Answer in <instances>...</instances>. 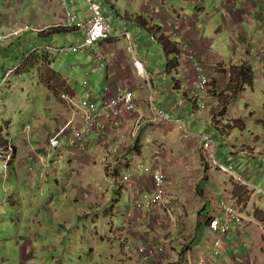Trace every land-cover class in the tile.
I'll use <instances>...</instances> for the list:
<instances>
[{
  "label": "crops",
  "instance_id": "1",
  "mask_svg": "<svg viewBox=\"0 0 264 264\" xmlns=\"http://www.w3.org/2000/svg\"><path fill=\"white\" fill-rule=\"evenodd\" d=\"M71 1L66 0V7L63 0H0L1 34L7 33L15 23L45 30L28 31L0 44V83L9 67L23 62L22 70L8 81L5 89L16 78L20 81L22 76L30 75L37 79L39 89L34 90L41 95L37 101L31 95L26 98L24 117L17 109L10 113L9 122L4 123L9 100L4 89L0 93V184H8L13 192L1 199L0 206L11 199L9 217L14 220L18 239L15 248L9 247L4 257L7 235L3 237L0 232V264H9L13 259L17 262L10 264H38L39 260L46 264L48 257L52 263L63 264L66 246L78 245L84 253L82 245L89 236L94 260L88 264H141L137 246L157 242L164 249L155 257L154 264H195L201 259L203 264H264V219L253 215L254 207L264 208V193L253 191L252 187L264 188V147L259 144V138H251V133L247 143L236 137L238 144L227 143L235 131L239 132V123L243 121L241 111L248 108L240 98L253 102L255 96L251 98L249 93L261 94L264 118V0H129L130 11L124 10L123 16L120 0H102L105 9L103 12L99 6L100 12L114 15L116 21L121 19L124 29L111 34L107 41H99L90 52L64 59L61 55L67 54L55 57L46 50L58 47L45 40L51 34L46 30L55 29L67 11L82 22L91 17L83 0ZM93 1L97 4L100 0ZM141 19L145 23H139ZM129 23L131 31L127 27ZM135 26L139 28L137 33ZM61 30L77 33L70 45L82 42L81 31ZM133 33L139 37H132ZM161 36L178 46L175 67L167 63L159 68L164 60L168 62L171 58L163 52ZM32 49L39 52L32 56ZM12 52H17V57ZM96 54L102 55L101 62ZM30 56L32 63L28 60ZM134 60L143 63L147 82L152 87L144 85L134 68ZM39 70L46 71L49 78L40 80ZM204 75L212 78L209 95H213L214 105L226 106L225 114L217 117L218 126L212 125L213 129L219 128L218 159L229 162L230 166L235 160L238 165L235 174L242 175L247 184L238 180L216 181L215 173L221 172L205 170L196 154L201 143L195 150H190L187 144L188 148L181 150L183 145L174 136L179 128L174 124L152 137L148 134L151 129L143 126L144 137L141 133L138 139L131 137L137 121L143 117L146 124L152 116L146 102L147 92L152 94L149 100L155 107L166 110L173 118L187 117L193 132L211 130L210 120L195 110L197 105L188 98L189 90ZM84 82L88 84L85 86ZM237 89L239 93L235 92ZM119 90L133 93L138 107L135 114L118 117L107 112L103 130L95 129L84 141L77 142L70 128L60 146L49 151L48 139L55 131L71 120L78 126L85 122L81 112L66 104L62 95L76 102H91L100 110ZM178 92L182 93L178 100L184 99L183 108L173 106ZM248 130L244 125L240 138ZM160 145L163 146L159 160L154 162ZM9 152L12 156L7 159ZM138 166L164 169L165 198L172 196L183 211L179 225L165 227L162 217L150 221V212L160 206L145 210L137 207L143 195L153 196L151 176L141 172ZM123 174L130 176L128 183L122 181ZM197 186L198 190L192 191ZM235 186L248 188L252 195L261 197L254 201L252 212L253 197L247 201L248 211L240 215ZM226 200L236 202L241 220L230 224L222 237L219 254L214 255L211 247L220 236L210 231L207 218L222 216V201ZM135 204L141 212L139 217L134 212ZM19 217L23 219L21 229ZM85 220L91 223V228ZM40 247L47 256L39 259ZM57 256L62 258L59 263L54 260Z\"/></svg>",
  "mask_w": 264,
  "mask_h": 264
},
{
  "label": "rangeland",
  "instance_id": "2",
  "mask_svg": "<svg viewBox=\"0 0 264 264\" xmlns=\"http://www.w3.org/2000/svg\"><path fill=\"white\" fill-rule=\"evenodd\" d=\"M63 1L65 2L66 7H68V3L66 2V0H63ZM101 3H102V0H100L99 2L97 1V4H99V6L102 7L103 12H104L105 7H103L101 5ZM119 5L122 8V10H121L122 16L125 13L124 10L126 11L128 9V11H130L129 7L131 6V3L129 2V0H120ZM69 13H71V11H69ZM102 15H104V14H102ZM63 16H64V13H63ZM105 20L109 24V27L111 29V34H113L115 32L119 33L124 29L123 28V21L121 19H119V21H116L114 15L113 16H107L106 15ZM127 25H128L127 26L128 30L131 31L130 28L132 27V24L129 23ZM135 30H136V33L139 32V28L137 26H135ZM46 31L50 32L51 34L49 36H47L45 38V40L48 41L50 44H52V46H58V47L71 46L70 44L73 43L72 41L75 39V35H77V33H68L69 31H65V30H61V29H57V30L50 29V30H46ZM42 32H38V33H42ZM24 33H26V32H24ZM136 33H133L132 37L138 38L139 35H137L136 37L134 36ZM33 35H34L33 37H36L35 34H33ZM134 38H133V41L135 43ZM30 52H31L30 54L32 55L35 52H39V51L32 49ZM163 52H164V50H163ZM6 53H8V52H6ZM12 54L17 57V52H12ZM50 54L55 55V57L57 55H59L57 52H51ZM72 54H74V53H70V54H67L64 56L61 55V57H63L65 59L68 55H69V57H72L73 56ZM164 54H165V52H164ZM158 55H160V54H158ZM32 56H30V58H28V60L31 63L34 61L31 59ZM140 63L142 65V68L145 69L143 66V63L142 62H140ZM167 63H168L167 60H164L163 63L160 64L161 66L159 68L165 67L167 65ZM19 64H21V67H22L23 62H21ZM133 65H134V62H133ZM9 68H11V67H9ZM134 68H135V66H134ZM20 70H22V69L20 68ZM56 70H58V69H56ZM40 71H41L39 73L41 76L40 80L45 81V79L49 78L47 76L46 71H43V70H40ZM136 72H137L138 76L141 79H143L144 85H146L147 87L148 86L152 87V85L149 82H147V79H149V78L146 75L140 76L137 69H136ZM36 80L37 79H32V77L30 75H25V76H22L20 78V81L17 80V78H16V80H13L9 89H5L6 86L3 87L4 91H6V93H7L6 98L9 100V102L7 103L8 104L7 105V111L8 112H7V114H5L3 116V118H4L3 122L4 123L9 122L10 117H11L10 113L15 112L17 109L21 110V115H23V117L27 114V110H26V106L24 105V101L26 100V98L29 95H31L32 98H36L33 101H37L40 99L41 95L34 90V89H39V84L37 83ZM87 84H88L87 82H84L85 86ZM107 89H109V88L107 87ZM22 90H24V91L22 92ZM51 90L55 91L56 89H51ZM148 90H150V89H148ZM193 90H194V88L189 90L188 98L190 99L191 102H193L197 105L198 108L195 107L196 108L195 110L201 112L200 114H202L205 119L210 120L211 126L213 125L215 128V126H218V123H219V120H217V117L222 116V111H221L220 106L214 105L213 95L212 96L209 95V97L207 96L205 98H202L204 105L201 107V101L196 102L192 99V91ZM211 90H212V88H211ZM181 94H182L181 92H178V94L174 96V98L175 99L177 98V100L175 101V104L173 106H177V108H183V106H184V103H183L184 99L180 98L178 100V97ZM145 96H146V102L149 104V114L151 113L152 116L146 124H145V121L143 120V117L137 121V123L135 124V128L131 132V137H132V134L135 131L136 127H138V130L136 132L135 137H132V139H136V138L138 139V137L140 136L139 134L142 132L143 126L146 127V130H148L149 128L151 129L148 131V134L149 135L151 134V137H152V136L159 135L161 129L166 130L170 125L174 124L179 128L178 134H174V136L177 140L176 142L179 145H183V147H181V150L184 148H188V146H190V150L191 149L195 150L196 148H199V142H200L201 148H199V150L196 151V154H199L200 160L203 161V166H204L205 170H208L210 168H212L213 170L218 169L219 172H221V174L219 173L217 175V173H215V177L217 178L216 181L221 182L224 179H226V180L231 182V180H234V181L237 180L234 178L233 175L230 174L232 172H227V171L221 170L217 167L211 166L210 162H209V161H211L209 158V155L207 156V154L202 149V145H203L202 137L207 133H212L214 136V140H215V146H217L216 159L218 160L220 150L218 149V145L216 144V142H217V139L219 138V134H218L219 128L218 129H211V130L208 128L209 131H206L204 133L193 132L194 128L193 129L189 128L191 125V122H189V127H188L187 117L186 118H184V117L173 118V117H171L170 113H168L166 110L159 109V108H157L151 104L149 97L152 96V94L147 92L145 94ZM253 96H255V98L253 99V102L252 101H246V99H244V98H240V101L242 103L245 102V105H248V108L242 109V106L240 107L242 109V111H241L242 115L240 114V117H241V120H243V121H240V123H239V127H240L239 132L235 131L234 134L227 140V143H231L233 145L238 144L237 139H240V141L243 143H247L248 137L250 136V133H251V138H253V140L254 139L257 140L259 138L260 139L259 144L264 147V118H263V113H262L263 112V106H262L263 105V102H262L263 97L261 94H258V93H256V94L254 93L253 95L251 93H249V97L253 98ZM0 98H2L1 95H0ZM61 99L64 102H66V104L69 103L70 106H72L73 108H76L79 112H80V109L85 108L84 103L86 104V102H87V104H92L91 102H88V101H77V102L73 101L67 95H62ZM146 102L143 105L144 107L147 104ZM204 111H206V112H204ZM136 112H134L132 114H135ZM162 112L166 116L165 118H160V113H162ZM193 113H194V111L192 109L191 115H193ZM127 115H131V114H124L123 116H120V117H124ZM17 116L19 117V120L22 119V118H20V113H18ZM19 120H15V121H19ZM244 125H245V127L247 125L249 130L245 132V135L242 136L243 138H240L241 137L240 132H242ZM141 136L144 137L143 133H141ZM186 144L188 146H186ZM161 146H163V145L158 146L159 149ZM176 146H177V144H176ZM176 146H172V148L177 149ZM238 146H240V145H238ZM248 148L252 149L251 146H248ZM262 150L264 151V149H262ZM158 151H161V149ZM205 158L209 159V161ZM225 164L229 165V162H225ZM230 164L234 166V170H237L236 166H238V165L236 164L235 160L230 162ZM9 188H10V186L8 184L7 185L0 184V202H1V199H3V197L5 199V196L7 197L9 193H13L12 190H10ZM236 188L238 190H235ZM257 188L259 189L260 187L257 186ZM194 190H198V186H197V188L193 187L192 191H194ZM233 191L238 193V199L236 202H238L239 208L238 207L237 208H238L240 214H244L245 211H248L249 203L247 204V201L250 200V198L253 197L251 200L252 204L250 205L251 206V212H252V206L255 205L254 201L256 199L261 198L260 196L252 195L248 188H245L243 190V188H238L237 186H235ZM170 197L171 198H165V196H164V199H163L164 202L162 203V205L160 207H155L154 212H150V214L152 215L149 217L150 221H154V220L158 219L159 217H162L165 220V222H164L165 227H171V226H173V224H177V225L180 224V222H181L180 214L183 213V211L181 210L180 207H178V203L176 201L172 200V196H170ZM115 198H117V196ZM227 199H228V197H227ZM10 202H11V199L8 200L5 205L0 206V232H1L3 237H5V235H7L4 238V244H5V252L3 254L4 257L8 254V248L9 247L15 248L14 245L18 241V239H16L15 232H14V228H15L14 220L11 221L10 217H9V213L12 212V207H11ZM19 202H20V200H19ZM19 202L16 201V203H15V206L17 207V210H16L17 212H18V209H20L18 207V204H17ZM226 203H231V201L227 200ZM235 203H233V204L235 205ZM136 204L134 206V212L139 217V216H141V212L137 211ZM236 206L237 205H235V207ZM143 210H145V209H143ZM253 213H254L253 215L261 218L262 220L264 219V208L254 207ZM162 214H165V217L161 216ZM18 220H19V226L21 229L23 219L19 217ZM85 222L91 228V223L87 222V220H85ZM156 222H158V221H156ZM184 222H188V221H184ZM186 227L187 226H185V228ZM19 235L21 236L20 233H19ZM84 241H86V243L82 245L84 253H82V249L77 248L78 245L76 247H73L71 245L66 246V250L63 252L64 253L63 254L64 255L63 264H88L89 262H92L94 260L93 254L90 253V247H93V246L89 245V243L92 241V239L89 236V237L85 238ZM137 247H139V246H137ZM151 247L156 248L155 253L157 251H160V250L163 251V249H164L163 245L160 242H157L156 244L151 245ZM159 247H162V249H160ZM211 250H212V247H211ZM38 254H39V259L41 257L47 256V254L44 252V249L42 247L39 248ZM61 259H62L61 256H57L56 258H54L56 263H59L61 261ZM203 261H204V259H203ZM16 262H17V259H13L9 262V264L10 263H16ZM44 262H45L44 260H39L38 264H44ZM143 262H144L143 259H141V263H143ZM46 264H55V263L54 262L52 263V259L50 257H48Z\"/></svg>",
  "mask_w": 264,
  "mask_h": 264
},
{
  "label": "built area",
  "instance_id": "3",
  "mask_svg": "<svg viewBox=\"0 0 264 264\" xmlns=\"http://www.w3.org/2000/svg\"><path fill=\"white\" fill-rule=\"evenodd\" d=\"M12 1V0H11ZM78 0H72L71 3ZM88 6V11L91 14L90 19L86 22H82L78 19V16L73 14V12L69 13L68 11L64 14V16L58 21V23L54 26L55 29H76L83 33V40L80 44L71 45L68 47H57V48H46L48 52H57L58 54H68V53H88L96 46L99 41H107L111 37V29L109 27L108 22L105 20V16L100 12V7L93 0H83ZM34 31V32H42L45 30L36 29L33 25H20L19 23H15L14 27H12L7 33H0V44H5L9 39H12L24 32ZM95 57L98 59V62L102 61V55L96 54ZM134 66L137 69L140 76L146 75L145 70L142 68V65L139 61L134 60ZM195 67L199 70V66ZM21 64H15L11 68H8L5 71L0 83V93L3 87L8 83V81L20 70ZM100 68H104V64H100ZM147 76V75H146ZM212 87V78L208 76H201L196 84L194 90L192 91V99L196 102L201 101V107L204 105L202 98H205L209 95ZM85 108L80 109L81 114L84 118V123L80 126L75 125L71 120L67 122L65 126L55 131L52 136L48 139V149L49 151L57 149L62 140L65 138L67 131L71 128V135L73 140L77 142L84 141L95 129L103 130L104 129V115L107 112H112L114 115L120 117L124 114H132L137 111V104L134 100V96L129 90H119V93L111 98L108 101H105L102 109L97 110L93 104L84 103ZM164 113H160V118H165ZM138 127H136L135 131L132 134V137H135ZM216 137V136H215ZM203 151L209 155V159L211 166L217 167L221 170L232 172L230 173L238 181L242 184H247L246 179L242 175H236L233 166L227 165L216 159L217 146H215V140L212 133H207L202 137ZM123 142H121L122 144ZM217 144V142H216ZM118 148H116L115 152L118 153ZM11 152V149H10ZM8 154L7 159L12 156V153ZM160 157L159 151L156 153L154 158V162L158 161ZM141 170L147 172L151 176L152 187H153V196L148 197L147 195H143V200L137 203L138 208H146L152 209L155 206H161L164 202V196L166 194V174L164 169L161 167L152 168L151 166H138ZM122 181L124 183H128L130 181V176L128 174L122 175ZM251 188L250 186L246 185ZM254 191L257 193H264V188H257L252 185ZM252 189V188H251ZM226 201H222L223 206V215L215 216L209 222V229L213 233H217L220 238L216 239L212 245L213 254L217 255L220 252L222 245V237L225 232L228 230L230 224L236 220H241V216L237 212L235 205L231 203H226ZM155 247L149 249H139L140 254L142 255V259L146 264H149L152 260V257L155 254ZM199 264H202L200 262Z\"/></svg>",
  "mask_w": 264,
  "mask_h": 264
},
{
  "label": "trees",
  "instance_id": "4",
  "mask_svg": "<svg viewBox=\"0 0 264 264\" xmlns=\"http://www.w3.org/2000/svg\"><path fill=\"white\" fill-rule=\"evenodd\" d=\"M143 22L145 23V20H143V19H141L139 21V23H141V24ZM159 41H160V43H161V45L163 47L165 55L168 58L171 57L168 60V66H172V67L177 66V60H176L177 59L176 56L178 55V46H177V44L175 42L171 41L168 37H165V36H161L159 38ZM38 72L40 73L41 71L39 70ZM235 92L239 93V90L237 89V90H235ZM221 111H222V115H224L225 112H226V106H223L221 108ZM211 127H212L211 129H213V126H211ZM210 220H211V218H207V222L208 223L210 222Z\"/></svg>",
  "mask_w": 264,
  "mask_h": 264
},
{
  "label": "bare ground",
  "instance_id": "5",
  "mask_svg": "<svg viewBox=\"0 0 264 264\" xmlns=\"http://www.w3.org/2000/svg\"><path fill=\"white\" fill-rule=\"evenodd\" d=\"M110 23V22H109ZM9 44V43H8ZM97 109H99V108H97ZM71 137V136H70ZM72 139V138H71ZM148 162H150V161H148ZM140 171V170H139ZM141 172H143V170L141 171ZM143 209H146V208H140V210H143ZM241 215V214H240ZM242 216V215H241ZM224 236V235H223ZM223 241V240H222ZM145 247V248H144ZM130 248V246L128 247V249ZM149 248H152L151 247V245H148V247L147 246H139V247H137L136 249H137V252L136 253H138V255H139V258H140V261H141V259H142V255L140 254V251H139V249H149ZM160 249H162V247H159ZM212 251H213V249H212ZM162 250H160V251H157L155 254H154V256L152 257V260H151V262L149 263V264H154L153 263V261H154V259H155V257L156 256H158V255H160V254H162ZM200 262H204L203 261V259H201V260H199L197 263H195V264H199ZM141 264H146L145 262H143V263H141Z\"/></svg>",
  "mask_w": 264,
  "mask_h": 264
}]
</instances>
